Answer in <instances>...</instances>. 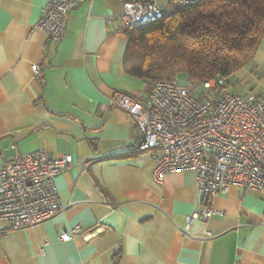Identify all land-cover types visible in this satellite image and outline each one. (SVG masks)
I'll use <instances>...</instances> for the list:
<instances>
[{
	"label": "crops",
	"instance_id": "1",
	"mask_svg": "<svg viewBox=\"0 0 264 264\" xmlns=\"http://www.w3.org/2000/svg\"><path fill=\"white\" fill-rule=\"evenodd\" d=\"M46 1L0 0V165L39 149L72 164L54 178L53 218L19 229L0 221V264H264V188L229 186L208 199L191 170L158 183L155 162L132 151L129 114L101 109L114 91L144 100L149 90L125 73L128 38L106 23L122 0L78 4L58 42L37 27ZM231 78L248 88L240 94L264 91V35ZM204 206L215 213L185 231V215ZM74 226L81 233L61 241Z\"/></svg>",
	"mask_w": 264,
	"mask_h": 264
},
{
	"label": "built area",
	"instance_id": "2",
	"mask_svg": "<svg viewBox=\"0 0 264 264\" xmlns=\"http://www.w3.org/2000/svg\"><path fill=\"white\" fill-rule=\"evenodd\" d=\"M91 1L47 0L38 29L47 40L58 42L72 9ZM201 1L166 0L163 6L158 0H122L120 13L107 17L106 23L117 29L135 28L165 18L172 6ZM30 68L39 80L38 64ZM226 86L223 77L208 79L197 92L174 74L153 82L144 100L114 91L101 109L116 107L129 114L136 133L132 151L147 153L155 162L156 182H163L167 174L191 170L197 189L208 199L229 186L260 190L264 188V91L244 95ZM71 164L69 154L51 158L40 149L4 161L0 165V221L9 229H19L53 218L61 209L54 178ZM213 213L210 206H204L200 212L185 215V231L195 219L206 220ZM80 233L74 226L61 232L59 239L69 241Z\"/></svg>",
	"mask_w": 264,
	"mask_h": 264
},
{
	"label": "trees",
	"instance_id": "3",
	"mask_svg": "<svg viewBox=\"0 0 264 264\" xmlns=\"http://www.w3.org/2000/svg\"><path fill=\"white\" fill-rule=\"evenodd\" d=\"M121 30L128 38L125 73L148 87L181 73L199 92L205 80L227 81L251 63L264 35V0L172 6L161 20Z\"/></svg>",
	"mask_w": 264,
	"mask_h": 264
},
{
	"label": "rangeland",
	"instance_id": "4",
	"mask_svg": "<svg viewBox=\"0 0 264 264\" xmlns=\"http://www.w3.org/2000/svg\"><path fill=\"white\" fill-rule=\"evenodd\" d=\"M158 3H159V5H163V6H164L165 3H166V0H158ZM178 77H179L180 83H182V84H184V85H186V86H189V85H187V84L185 83L186 79H185L184 74H181V73H180ZM228 80H229V82H228L229 84L227 83V86H226V87H228V90H229V91H236V92H238V93H241V91H242V92H247L248 88H244V87H243V88L241 89V91H239V90H237V88H235V87L233 86L234 84L231 85L230 82L233 81V79H232L231 77H230ZM229 86H230V87H229ZM199 89H200V88H199ZM200 91H201V89H200Z\"/></svg>",
	"mask_w": 264,
	"mask_h": 264
}]
</instances>
